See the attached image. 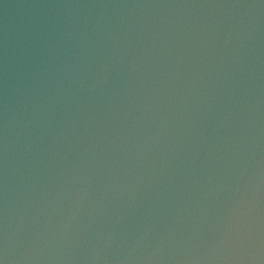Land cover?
<instances>
[{"label": "clouds", "instance_id": "9594fccd", "mask_svg": "<svg viewBox=\"0 0 264 264\" xmlns=\"http://www.w3.org/2000/svg\"><path fill=\"white\" fill-rule=\"evenodd\" d=\"M36 7L0 37V264H264V0Z\"/></svg>", "mask_w": 264, "mask_h": 264}, {"label": "water", "instance_id": "95a60500", "mask_svg": "<svg viewBox=\"0 0 264 264\" xmlns=\"http://www.w3.org/2000/svg\"><path fill=\"white\" fill-rule=\"evenodd\" d=\"M44 0H0V37L5 29L9 32H19L33 20L43 9L36 7ZM59 2V0H52ZM8 7L5 8L4 5Z\"/></svg>", "mask_w": 264, "mask_h": 264}]
</instances>
